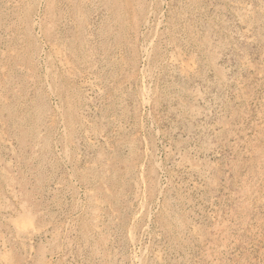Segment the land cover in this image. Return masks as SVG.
Listing matches in <instances>:
<instances>
[{
  "label": "rangeland",
  "instance_id": "1",
  "mask_svg": "<svg viewBox=\"0 0 264 264\" xmlns=\"http://www.w3.org/2000/svg\"><path fill=\"white\" fill-rule=\"evenodd\" d=\"M0 65V264H264V0H0Z\"/></svg>",
  "mask_w": 264,
  "mask_h": 264
},
{
  "label": "bare ground",
  "instance_id": "2",
  "mask_svg": "<svg viewBox=\"0 0 264 264\" xmlns=\"http://www.w3.org/2000/svg\"><path fill=\"white\" fill-rule=\"evenodd\" d=\"M155 1V0H154ZM3 2V1H2ZM19 2V1H18ZM29 2V1H28ZM29 4V3H28ZM152 4V3H151ZM35 6V5H34ZM78 9H80V8H78ZM84 9V8H83ZM37 13V12H36ZM77 13V12H76ZM35 17V16H34ZM75 18V17H74ZM73 18V19H74ZM78 18V17H77ZM153 18V17H152ZM33 19V18H32ZM61 19V18H60ZM64 19V18H63ZM47 20V19H46ZM158 20V19H157ZM79 22H80V20H79ZM157 23V22H156ZM156 27V26H155ZM48 31H49V29H48ZM157 32V31H156ZM14 34V33H13ZM58 38V37H57ZM48 39V38H47ZM151 40V39H150ZM49 41V40H48ZM47 42V41H46ZM55 42V41H54ZM45 45V44H44ZM55 45V44H54ZM57 45V44H56ZM55 45V46H56ZM61 45V44H60ZM81 46V45H80ZM152 46V45H151ZM64 47V46H63ZM147 47V46H146ZM56 48V47H55ZM65 51V50H64ZM56 52H58L57 50H56ZM3 54V53H2ZM60 54V53H59ZM57 56V55H56ZM149 56V55H148ZM151 56V55H150ZM48 57V56H47ZM34 58V57H33ZM38 59V58H37ZM59 59V58H58ZM65 60V59H64ZM183 60V59H182ZM170 61H171V59H170ZM184 61V60H183ZM183 61H182V63H183ZM71 62V61H70ZM186 62V61H185ZM62 63V62H61ZM172 63V62H171ZM170 63V64H171ZM65 64V63H64ZM67 64H68V62H67ZM175 64V63H174ZM51 65V64H50ZM63 65V64H62ZM180 65V64H179ZM186 65H187V63H186ZM1 66V65H0ZM19 66V65H18ZM53 66V65H52ZM70 66V65H69ZM183 66V65H182ZM22 67V66H21ZM62 67V66H61ZM71 67V66H70ZM172 67V66H171ZM190 67V66H189ZM28 68V67H27ZM74 68V67H73ZM183 68V67H182ZM21 70V69H20ZM28 70V69H27ZM67 70V69H66ZM189 70V69H188ZM30 71V70H29ZM56 71V70H55ZM140 71V70H139ZM47 72V71H46ZM141 72V71H140ZM3 73V72H2ZM142 73V72H141ZM183 73V72H182ZM23 74V73H22ZM47 74V73H46ZM28 77V76H27ZM47 78V77H46ZM26 80V79H25ZM59 80V79H58ZM6 81H8V80H6ZM42 82V81H41ZM56 86V85H55ZM1 88V87H0ZM50 92V91H49ZM2 93V92H1ZM21 95V94H20ZM18 97V96H17ZM143 100V99H142ZM144 101V100H143ZM17 104V103H16ZM19 104V103H18ZM61 108V107H60ZM60 114V113H59ZM52 115V114H51ZM20 117V116H19ZM52 119V118H51ZM10 120V119H9ZM1 121V120H0ZM24 126V125H23ZM12 127V126H11ZM122 127V126H121ZM20 128H22V127H20ZM4 131V130H3ZM2 131V132H3ZM47 132V131H46ZM3 134V133H2ZM5 134V133H4ZM3 136V135H2ZM1 141H2V139H0ZM34 140V139H33ZM71 140V139H70ZM7 141V140H6ZM54 142V141H53ZM6 143V142H5ZM77 144V143H76ZM118 144V143H117ZM38 145V144H37ZM8 146H10V145H8ZM44 146V145H43ZM114 146H112V148H113ZM116 147H117V145H116ZM119 148V147H118ZM66 149V148H65ZM68 149H69V147H68ZM71 150V149H70ZM41 151V150H40ZM63 151H64V149H63ZM66 151V150H65ZM68 153V152H67ZM66 155V154H65ZM69 155V154H68ZM153 156V155H152ZM151 156V157H152ZM65 157H67V156H65ZM27 158V157H26ZM153 158V157H152ZM260 159V158H259ZM154 160V159H153ZM152 164V163H151ZM145 165V164H144ZM143 168V167H142ZM8 173V172H7ZM85 173V172H84ZM202 174V173H201ZM118 176V175H117ZM115 178V177H114ZM22 179V178H21ZM13 181V180H12ZM89 182H90V180H89ZM65 183V182H64ZM132 183V182H131ZM137 183V182H136ZM141 183V182H140ZM144 183V182H143ZM102 184H103V182H102ZM130 184V183H129ZM138 185V184H137ZM85 188V187H84ZM138 188V187H137ZM140 188V187H139ZM240 188V187H239ZM56 189V188H55ZM86 189V188H85ZM140 191V190H139ZM248 192V191H247ZM78 193V192H77ZM147 193V192H146ZM148 193H149V191H148ZM13 194V193H12ZM87 194V193H86ZM151 194V193H150ZM79 195V194H78ZM142 195V194H141ZM249 196V195H248ZM76 200V199H75ZM240 200V199H239ZM98 201V200H97ZM88 202V201H87ZM26 203V202H25ZM140 203V202H139ZM150 204V203H149ZM20 205V204H19ZM22 205V204H21ZM163 205V204H162ZM244 205V204H243ZM140 206V205H139ZM144 206V205H143ZM157 207V206H156ZM110 208V207H109ZM149 208H151V207H149ZM86 209V208H85ZM89 209V208H88ZM94 209V208H93ZM92 210V209H91ZM140 210V209H139ZM145 211V210H144ZM18 212V211H17ZM135 212V211H134ZM21 213V212H20ZM25 213V212H24ZM22 214V213H21ZM26 215V214H25ZM149 216V215H148ZM21 217V216H20ZM171 217V216H170ZM91 218V217H90ZM99 218V217H98ZM134 218V217H133ZM148 218V217H147ZM150 218V217H149ZM172 218V217H171ZM11 219V218H10ZM177 219V218H176ZM95 221V220H94ZM116 221H118V220H116ZM180 221V220H179ZM29 222V221H28ZM142 222V221H141ZM103 223V222H102ZM28 224V223H27ZM28 225H30V224H28ZM57 225V224H56ZM147 225V224H146ZM195 225H197V224H195ZM10 226V225H9ZM23 226V225H22ZM98 226V225H97ZM26 227V226H25ZM25 227H24V229H25ZM146 227V226H145ZM195 227V226H194ZM21 228V227H20ZM28 228H30V227H28ZM185 228V227H184ZM191 228V227H190ZM189 228V229H190ZM148 229V228H147ZM193 229V228H192ZM195 229H196V227H195ZM19 229H17V231H18ZM26 230V229H25ZM34 230V227L32 228V231ZM67 230V229H66ZM198 230V229H197ZM171 231V230H170ZM190 231V230H189ZM199 231V230H198ZM130 232V231H129ZM129 232H128V234H129ZM185 232V231H184ZM16 233V232H15ZM30 233V232H29ZM65 233V232H64ZM68 233V232H67ZM138 233V232H137ZM194 233V232H193ZM5 234V233H4ZM34 234V233H33ZM127 234V235H128ZM196 234V233H195ZM198 234H200V233H198ZM197 234V235H198ZM23 235V234H22ZM26 235V234H25ZM29 235V234H28ZM149 235V234H148ZM4 235L2 234V237H3ZM65 236H66V234H65ZM158 236V235H157ZM176 236V235H175ZM141 237V236H140ZM181 238V237H180ZM131 239V238H130ZM8 241V240H7ZM5 242V241H4ZM32 243V242H31ZM24 245V244H23ZM177 245H178V243H177ZM1 247V246H0ZM25 247V246H24ZM109 247V246H108ZM133 247V246H132ZM6 248V247H5ZM134 248V247H133ZM141 248V247H140ZM9 249V248H8ZM130 249V248H129ZM216 249V248H215ZM128 250V249H127ZM143 251V250H142ZM146 251H147V249H146ZM10 252V251H9ZM134 252V251H133ZM139 252V251H138ZM55 253V252H54ZM157 253V252H156ZM150 254V253H149ZM160 255V254H159ZM52 256V255H51ZM141 256V255H140ZM154 256V255H153ZM133 257H134V255H133ZM156 257V256H155ZM7 258V257H6ZM156 258H158V257H156ZM48 259V258H47ZM137 259H139V258H137ZM160 259V258H159ZM158 259V260H159ZM145 260V259H144ZM152 260V259H151ZM157 260V261H158ZM3 261V260H2ZM50 261V260H49ZM124 261V260H123ZM4 262H5V260H4ZM10 262H11V260H10ZM161 262V261H160ZM139 263V262H138ZM186 263V262H185Z\"/></svg>",
  "mask_w": 264,
  "mask_h": 264
}]
</instances>
